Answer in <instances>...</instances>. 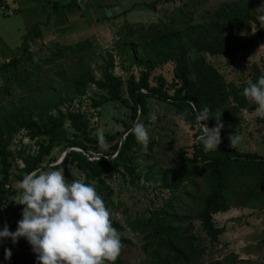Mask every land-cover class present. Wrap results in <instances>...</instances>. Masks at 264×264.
Segmentation results:
<instances>
[{
    "label": "trees",
    "instance_id": "trees-1",
    "mask_svg": "<svg viewBox=\"0 0 264 264\" xmlns=\"http://www.w3.org/2000/svg\"><path fill=\"white\" fill-rule=\"evenodd\" d=\"M32 1L47 10V20L35 24L24 35L18 55L0 65V206L15 218L11 231L24 207L14 201L21 192L18 182L27 173L50 169L45 162L51 161L54 149L61 148L65 156L58 168L67 166L83 174L85 183L95 182L107 208L115 206L106 183L110 173L137 186L142 179L139 171L147 169V180L167 193L157 196L156 201L146 200V211L137 220L128 221L127 227L110 219L121 237L120 254L133 244L125 236L129 230L140 237L139 264H237L235 256L213 263L204 258L225 231L216 227L214 216L232 208L264 212V155L241 152L230 147L228 139L240 129L244 112L255 113L256 105L242 90L264 74V60L262 67L239 68L238 80L227 81L207 57L234 61L239 54H251L264 40V0L224 1L207 10L218 0L136 4L132 9H148L154 19L148 23L123 21L115 45L103 58L90 38L73 44L50 38L51 54L46 58L39 55L46 41L42 28L51 29L52 20L63 10L79 5L75 0L66 4L63 0ZM106 5L108 10L115 7L113 2ZM132 9L111 12L107 20L126 17ZM36 41L44 43L37 51L33 49ZM166 65L173 67L171 82L163 74L155 75ZM95 71L100 72L99 78ZM92 89L95 92L88 98L89 107L98 116L110 103L124 109L120 121L123 130L104 136L102 145L93 134L89 116L81 111ZM150 100L170 105L195 131L194 138L200 134L201 123L211 128L216 123L212 118L221 114L223 127L217 149L205 150L195 139L191 153H174V168L155 169V163L142 166L138 156L144 147L129 129L137 122L148 130ZM75 101L79 105L76 109ZM205 108L209 120H196V114ZM256 120L264 125V119L257 115ZM20 133L35 141L36 149L19 140L17 149L12 150ZM89 153L100 155V159L90 161ZM142 157L147 163L153 158ZM14 245L20 252L7 246L9 264H37L24 238H18ZM113 264L126 263L118 255Z\"/></svg>",
    "mask_w": 264,
    "mask_h": 264
},
{
    "label": "rangeland",
    "instance_id": "rangeland-1",
    "mask_svg": "<svg viewBox=\"0 0 264 264\" xmlns=\"http://www.w3.org/2000/svg\"><path fill=\"white\" fill-rule=\"evenodd\" d=\"M154 0H117L122 7L123 11L132 9V5L141 3H151ZM224 1H237V0H218L210 3L207 9H215L219 4ZM30 2V3H29ZM25 2L24 0H17V7L21 10L20 13L14 15H4L0 11V65L5 62V58L15 57L18 54L17 48L20 47L23 41L22 37L27 34L35 24H42L47 20V15L38 11H34L37 5H34L32 0ZM66 4V0H63ZM62 2V3H63ZM103 4V8L95 7V10H89L86 15V21L79 23L80 28L79 35H71V38H65L64 42H61L58 37L61 35L57 32L63 27L62 17L65 16L64 12L60 13L61 19L58 22L56 17L52 20V28L54 27V35L51 39H58L63 44H73L83 41L86 38H90L96 47V53L105 57L107 51L111 50L116 43V34L119 26L123 21L129 22L144 21L148 23L154 19V13L148 9L138 8L132 9L126 17H121L113 21H106L104 15L109 14V10L106 7L105 0H100ZM12 6L13 3L10 2ZM40 7V6H38ZM165 8H170V5H166ZM46 10V9H45ZM121 10V11H122ZM47 12V11H46ZM68 15V14H67ZM161 15V14H160ZM77 17V16H76ZM75 17V20L77 19ZM77 20H80L79 18ZM70 20L68 19V22ZM98 21V22H96ZM90 24H93L90 26ZM64 25H67L64 21ZM58 26V27H57ZM51 28V30H52ZM77 28V30H78ZM91 28V31H90ZM30 29V30H29ZM44 30L43 35L49 33V29L42 28ZM90 32V35L87 33ZM86 34V36H85ZM60 35V36H59ZM22 39V40H21ZM46 41L44 50L38 52L43 58H46L51 54V47L49 46V38L45 37ZM41 41H36L33 45L35 51L44 44H40ZM207 60L212 63L226 78L227 81H237L240 75L239 68H243L249 65H257L262 67L264 60V40L253 50L251 54H239L238 57L232 61L221 57H207ZM98 65L101 64V60H98ZM93 65H95L93 63ZM117 74H122L119 70H116ZM163 74L168 82L173 78L172 65H166L163 68L158 69L155 75ZM97 78L100 77V72L95 71ZM94 89L90 90V94L85 97L81 111L87 113L89 116L93 134L96 135V130L101 129L103 135L112 134L116 131H122L123 128L120 125V121L123 119L124 109L118 104H107L99 110L101 115H97V112L91 110L90 101L88 98L94 93ZM75 109L78 108V103L75 101ZM150 115L148 120L150 126L148 128L149 145L147 148H142L139 152L138 161L142 166L146 168L152 166L155 163V169L168 170L174 168L177 164L173 161V155L176 152H192V144L195 141L193 137L195 131L190 126L184 123L176 114L175 110L168 104L159 102L156 100L149 101ZM95 112V113H94ZM155 119H151L152 116ZM258 120V119H257ZM256 120V114L243 113V123L240 129H236L235 135L240 137V141L235 145L241 152L255 153L258 155H264V125ZM19 140L26 146L36 149L35 141H31L26 137L25 133H20L15 140V145L12 150L17 149L19 146ZM67 151V150H66ZM65 150L56 148L51 154V161L45 162V165L53 164L57 161H61L64 156ZM143 154L151 155L153 158L150 162H145ZM20 164V163H18ZM44 165V166H45ZM22 167V166H20ZM65 176L66 182L71 180H80L85 182V176L80 172L70 169L67 166L60 168ZM54 170L48 169L47 171ZM46 171V172H47ZM142 174L141 181L137 186L130 185L121 180L117 175L110 173L107 178V185L112 189L111 201L115 204L114 207H108L110 212V219L127 227L128 221L137 220L143 211H146L148 204L147 201L157 200V196H165V191L157 189L156 185L152 181L147 180L146 169L139 171ZM155 175L154 171L151 172ZM95 186L96 183L90 182ZM147 200V201H146ZM14 201L17 203L18 198L15 197ZM14 216L11 215L7 208L0 206V228L7 224L9 231H11V224L14 220ZM213 221L217 228H224V233L219 237L216 244L211 245V254L206 255L205 262H221L231 256L237 258L236 263L245 262L248 264H264V212L252 210V209H236L232 208L227 213L218 214L213 217ZM196 228L199 224L196 223ZM125 236L130 238L132 245L125 247L123 253L119 254V257L126 264H139L141 258L140 252V237L137 234L127 231ZM8 245H12L14 250L20 252V248L14 245L11 240L5 239L0 241V264H9L8 259H4V249ZM25 252H28L24 248ZM32 256L35 254L32 252Z\"/></svg>",
    "mask_w": 264,
    "mask_h": 264
},
{
    "label": "clouds",
    "instance_id": "clouds-1",
    "mask_svg": "<svg viewBox=\"0 0 264 264\" xmlns=\"http://www.w3.org/2000/svg\"><path fill=\"white\" fill-rule=\"evenodd\" d=\"M242 95L256 105L255 114L264 119V74L248 83ZM220 115L212 118L216 121L213 127L200 125V134L195 139L205 150H215L221 142ZM196 120H209L208 109L198 112ZM129 132L147 148L150 138L144 124L134 122ZM96 137L101 145L105 143L101 129L96 130ZM228 139L230 147L240 141L234 133ZM60 163L49 165L54 170L27 173L18 182L21 192L17 204L24 206L21 218L14 231H9L7 224L0 228V241L8 239L15 244L18 238H24L37 264H113L122 244L108 208L93 184L80 180L66 182L58 168ZM10 255L5 248L4 259Z\"/></svg>",
    "mask_w": 264,
    "mask_h": 264
},
{
    "label": "crops",
    "instance_id": "crops-1",
    "mask_svg": "<svg viewBox=\"0 0 264 264\" xmlns=\"http://www.w3.org/2000/svg\"><path fill=\"white\" fill-rule=\"evenodd\" d=\"M71 1H73V0H66L67 3L71 2ZM75 1L79 5L78 7H74V8H70V9H65V10L62 11V12L65 13V16L62 17V19H63L62 20L63 27H61L60 30L58 29L59 32H57V33H59L61 35V38L58 37L61 42H64V40H65L64 37L65 38H68V37L71 38V35H74V36L79 35V32L78 31L80 30V28H78V27L80 25H78V24L79 23L80 24L81 23H84L86 21V15L88 14L89 10H92V9L95 10V7H98L99 5H103L102 3H100V0H75ZM10 2L13 3L12 6L10 5ZM25 2L27 3V2H29V0H24V3ZM112 2H113V4H115V7L111 8L109 10V14L108 15H104L106 21H107V18L111 17L113 14L120 13L121 10L123 9L122 7H120V4L117 2V0H112ZM0 4L1 5H5L6 8H8L11 11H14L15 13L16 12L17 13H20L21 12V10L17 7V0H0ZM132 6H134V5H132ZM39 8H40V12L41 13H44L45 15H47V12H46L47 10H45L43 7L36 6L34 8L35 9L34 11H38ZM111 12H113V14ZM75 17L77 19L79 18L80 20H77V19L75 20ZM60 19H61V16L60 15L56 17V20L58 22L60 21ZM68 19L70 20L69 22H68ZM113 20H115V19H111V20H108V21H113ZM64 21H66L67 25H64ZM96 22H98V21H96ZM72 23H75V24L72 25ZM91 25H93V24H90V26ZM77 28H78V30H77ZM91 28H92V26H91ZM91 28H90V31H91ZM53 29H54V27L52 28V30L49 29L51 31H49V33L47 35H44V37H47L49 39L52 38L53 36L55 37L54 30ZM87 34L90 35V32L87 33ZM24 35H23V37H24ZM85 36H86V34H85ZM23 37H22V39H23ZM17 51L19 53V49L18 48H17ZM8 59H9V57L5 58V61H7Z\"/></svg>",
    "mask_w": 264,
    "mask_h": 264
},
{
    "label": "built area",
    "instance_id": "built-area-1",
    "mask_svg": "<svg viewBox=\"0 0 264 264\" xmlns=\"http://www.w3.org/2000/svg\"><path fill=\"white\" fill-rule=\"evenodd\" d=\"M49 2H53L54 0H48ZM105 3L107 4H111L112 0H105ZM0 11L2 14L4 15H13V12L11 10H9L8 8H6L5 5H1L0 4ZM87 157L89 158L90 161L94 160V159H100V155H95L92 153L87 154ZM18 214L20 213V211H16Z\"/></svg>",
    "mask_w": 264,
    "mask_h": 264
},
{
    "label": "water",
    "instance_id": "water-1",
    "mask_svg": "<svg viewBox=\"0 0 264 264\" xmlns=\"http://www.w3.org/2000/svg\"><path fill=\"white\" fill-rule=\"evenodd\" d=\"M64 156H65V154H64ZM64 156L62 157L61 161L63 160Z\"/></svg>",
    "mask_w": 264,
    "mask_h": 264
}]
</instances>
